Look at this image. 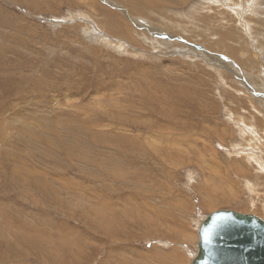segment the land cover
Returning <instances> with one entry per match:
<instances>
[{"label": "rangeland", "instance_id": "obj_1", "mask_svg": "<svg viewBox=\"0 0 264 264\" xmlns=\"http://www.w3.org/2000/svg\"><path fill=\"white\" fill-rule=\"evenodd\" d=\"M204 1L165 0L163 8L172 9L167 15L157 6L145 9V14L128 13L124 0H0V264H118L113 261L117 258L127 264H151L150 256L144 257L148 250L161 254L176 246L163 232L149 240L143 234L139 239L114 240L100 231L103 216L131 220L121 206L131 180L112 176L103 180L111 167L108 157L123 155L104 141L96 144L90 133L121 123L124 134L130 128L143 137L158 132V137L169 139L156 142L157 147L146 140L144 145L150 153L163 152L160 165L173 169L172 178L163 167L159 169L158 180L170 186L166 190L172 189L168 198L175 194L188 203V210L178 207L176 217L190 230L193 219L213 209L264 216L259 207L264 200V174L243 160V152L252 150L264 163V0L255 12H262L259 17L247 14L249 9L242 6L240 13H232L241 0H222L224 5L213 0L201 10L209 8L208 20L200 10L199 22L192 14H185L194 16L191 21L184 18L192 5ZM173 11L182 14L174 17ZM169 18L173 24L190 22L180 25L186 29L195 23L200 33L207 23L220 26L223 34L230 27L226 36L240 57L234 62L225 48L209 47L200 36L186 39L170 26H161ZM91 23L99 29L98 40ZM247 24H252L250 35L244 29ZM151 27L160 34L176 33L179 40L153 36ZM126 29L132 38L123 32ZM217 32L209 39L222 38ZM155 39L166 44L157 45ZM243 46L245 51L240 50ZM247 56L255 64L237 61ZM220 66L223 72L216 73ZM250 73L257 87L249 80ZM45 117L48 126L42 122ZM80 118L86 130L76 122ZM105 123L108 126L103 127ZM126 164L120 169L143 168L140 162ZM121 185L119 194L111 189ZM198 185H210L231 200L203 209L199 199L204 193L197 192ZM249 197L258 208L249 207L250 211ZM187 241L185 245L194 248V241ZM134 247L143 252L135 253Z\"/></svg>", "mask_w": 264, "mask_h": 264}, {"label": "bare ground", "instance_id": "obj_2", "mask_svg": "<svg viewBox=\"0 0 264 264\" xmlns=\"http://www.w3.org/2000/svg\"><path fill=\"white\" fill-rule=\"evenodd\" d=\"M40 1V0H39ZM180 1H182L183 3L184 2H186L187 0H177V2H180ZM204 1V0H203ZM208 1V0H207ZM215 1V0H214ZM220 1V3L222 4V5H224L223 3H222V0H219ZM223 1H225V2H227V3H229L230 2V0H223ZM231 1H233L234 3H236L235 2V0H231ZM244 2V3H242V2ZM240 1V3L238 4V8H237V6H236V8L233 10L231 7H230V5H229V7L232 9V13L233 12H236V13H240V11H241V9H240V6H242V9H245V10H247V9H249V12L247 11V14L249 13V15H251V14H253V15H257L258 17H259V15H261L262 14V12H259V13H255L256 11H258L259 10V8L261 9V2H260V0H247V1H243V0H241ZM263 1V0H262ZM124 2L127 4V7H128V9L129 10H127V11H129L128 13H134V14H145L146 13V10L145 9H155L154 7L155 6H157V7H160V8H158V10H160V11H162L163 13H165L166 12V14L167 15H169V14H171L170 12H169V10L170 9H167V8H163L164 7V2H165V0H124ZM209 2L210 3H213V0H209L208 2H206V1H204L203 3H198V2H196L194 5H192V7L190 8V12L188 11V12H186V13H184V14H182V12L181 13H175V11H173L174 12V17H176V16H178V15H183L184 16V18H187V19H189L190 21L192 20V17H194V21H197V22H199L198 20L200 19L199 17L202 15L201 13H203V12H206L204 15H202L203 17H205L207 20L209 19V17H208V15H210V13H208V10H209V8L207 9V10H204V11H201L202 10V8L203 7H205V6H207V5H209ZM260 2V3H259ZM205 3V4H204ZM207 3V4H206ZM215 3H219L218 1H215ZM231 3V2H230ZM39 4V3H38ZM111 4V3H110ZM137 4H141V5H137ZM203 4V5H202ZM220 4V5H221ZM226 4V3H225ZM37 5V4H36ZM237 5V4H236ZM115 6V5H114ZM119 6V5H118ZM138 6H140L139 8H138ZM233 6V5H232ZM211 7V6H210ZM206 8V7H205ZM219 8V7H218ZM225 8V7H224ZM229 8V9H230ZM204 9V8H203ZM220 9V8H219ZM217 10L216 12L217 13H219L220 12V10ZM172 10V9H171ZM170 10V11H171ZM174 10V9H173ZM178 10V9H177ZM198 10H200V12L198 11ZM180 11V10H179ZM224 11V13H225V10H223ZM150 12V11H149ZM157 12V11H156ZM245 12V11H244ZM152 13V12H151ZM155 13V12H154ZM162 13V14H163ZM84 14V13H83ZM161 14V13H160ZM173 14V13H172ZM185 14H192V15H194V16H190V17H187ZM245 14V13H244ZM154 15V14H153ZM80 16H82V15H80ZM146 16V15H145ZM157 16V15H156ZM166 16V15H165ZM9 17V16H8ZM153 17V16H152ZM173 17V16H172ZM241 17V16H240ZM112 18V17H111ZM121 18V17H120ZM155 18V17H154ZM242 18V17H241ZM133 19V18H132ZM145 19H147V18H145ZM160 19H161V17H160ZM129 20V19H128ZM158 20V19H157ZM162 20V19H161ZM175 20H177V19H175ZM201 20V19H200ZM243 20V19H242ZM87 21L89 22V19H87ZM126 21V20H125ZM132 21V20H131ZM140 21V20H139ZM167 21V20H166ZM181 21V20H180ZM179 20H178V22L177 21H174L175 23L174 24H177L176 26L177 27H175V26H173L174 24H173V18L172 19H170L169 18V23H163L162 21H161V24H163V25H161V26H170L171 27V29L173 30V31H177V32H179V33H183V34H185V37H186V39H189V38H191V37H198V36H200V38L202 39V41L204 42V43H207V45L209 46V47H212V48H217V49H223V48H225V50L228 52H226L227 53V56H229V57H232L233 59H232V61H236L235 59H238V57H240V55H238L237 53V51H238V48L236 47V45H233V44H231V42H229L228 40L230 39V37L228 36H226L227 35V33L229 32V31H231L230 30V27L228 28V29H226L225 30V32H224V34H223V30L220 28V26H219V28H216L215 26H213V25H211V24H206L204 27H205V32H202V33H200V31L199 30H196V24L194 23V25L193 26H191V27H189V28H185L184 26H180V25H188V24H191L190 22H188V24L186 23V24H183V23H179L180 22ZM241 21V20H240ZM247 21V20H246ZM91 22V21H90ZM115 22V21H114ZM141 22V21H140ZM204 22H206V21H204ZM244 22V21H243ZM147 22H145V24H146ZM238 23V22H237ZM89 24V23H88ZM128 24V23H127ZM239 24V23H238ZM92 25V27H94L93 28V30H96L97 29V27L95 28V26H94V24L93 23H91L90 24V26ZM126 25V24H125ZM138 25V24H137ZM161 26H160V28H161ZM164 26V27H165ZM179 26V27H178ZM240 26V25H239ZM243 26V25H242ZM251 26H252V24H247L246 26H244V29H245V31H247L246 33H248L249 35L251 34ZM243 29V28H242ZM243 29V30H244ZM217 30L218 31H220V34H221V36H222V38L221 37H219V38H217V39H214V40H210L209 39V37H210V34L213 32V34L214 33H216V34H219V32H217ZM97 31V30H96ZM96 31H94V33H95V36H93L94 37V39L96 40H98L99 38H100V32H99V29H98V33L96 32ZM123 31V30H122ZM149 31L151 32V34L153 35V36H162V37H164L165 38V40L166 39H168V40H174V39H177L176 41H178L179 40V37H177V36H175V35H177L176 33H175V35H172V34H160V31H158L157 30V32H156V30H155V27H151V29H149ZM211 31V32H210ZM124 33H126L127 32V36L128 37H130V38H132V36H131V34H130V31L128 30L127 31V29H126V31L124 30L123 31ZM145 33V32H144ZM143 33V34H144ZM143 34H141V35H143ZM212 34V35H213ZM247 34V35H248ZM103 35V34H102ZM106 35V34H105ZM104 35V36H105ZM202 35V36H201ZM248 35V36H249ZM226 36V37H225ZM150 36H148V38H149ZM161 37V38H162ZM189 37V38H188ZM216 37V36H215ZM146 38V37H145ZM150 38H152V37H150ZM102 39V38H101ZM147 39V38H146ZM121 40V39H120ZM168 40H166V41H168ZM124 41V40H123ZM144 41V40H143ZM176 41H175V43H176ZM148 42V41H147ZM150 42V41H149ZM154 42L155 43H157V45L158 44H160L161 42H162V40L160 41V40H154ZM126 43H128V42H126ZM153 43V42H152ZM174 43V44H175ZM150 44V43H149ZM162 44H166L165 42H162ZM170 44V43H169ZM159 47H160V45H159ZM236 47V48H235ZM240 48V47H239ZM255 49V48H254ZM240 50L242 51V50H244L245 51V46H243V47H241L240 48ZM259 51V50H258ZM137 52V51H136ZM248 53V52H247ZM253 53V52H252ZM251 53V54H252ZM250 54V53H249ZM253 55V54H252ZM96 56H97V54H96ZM262 58H264V57H262ZM263 60V59H262ZM219 61V60H218ZM238 62H240L241 64H245L244 62H246L248 65L250 64V63H252V64H255V62L252 60V59H250V58H248V56L247 57H241V58H239V60H237ZM252 61V62H251ZM233 63V62H232ZM234 64H236V63H234ZM247 64H245V65H247ZM221 65V64H220ZM222 66H225V67H227V68H230L229 67V65L228 64H223ZM252 67V66H251ZM250 67V68H251ZM221 68V66L219 67V68H217L216 67V69H214L215 70V72L216 73H221V72H223V70L222 69H220ZM246 70V69H245ZM249 70V69H248ZM249 72H251V71H249ZM247 74H248V72H247ZM218 76H220L219 74H218ZM248 76V78H249V80L251 81V83H252V85L255 87H257L258 86V84L257 83H254V82H256L255 81V76L253 75V73H250L249 75H247ZM222 80H223V78H222ZM253 90V89H252ZM251 92V91H250ZM247 94V93H246ZM258 96H260V95H258ZM250 99V98H249ZM53 100V99H52ZM259 101V100H258ZM251 105V104H250ZM76 106H77V108L79 109V105H75V108H76ZM79 106V107H78ZM76 108V109H77ZM254 108V107H253ZM85 109H87V108H85ZM84 109V110H85ZM202 109V108H201ZM83 110V109H82ZM88 110H89V108H88ZM92 110V109H91ZM95 110H93V112H94ZM91 112V111H90ZM95 114H96V112H94ZM101 113V112H100ZM46 115V114H45ZM27 116V115H26ZM186 116H188V115H186ZM31 117V116H30ZM169 117V116H168ZM157 118H158V116H157ZM176 118V117H175ZM81 120H77L76 122L79 124V127H83V129L84 130H86V128H87V126L83 123V118H80ZM167 119V118H166ZM170 119V118H169ZM169 119H168V121H169ZM235 119V118H234ZM238 119V118H237ZM153 120V119H152ZM237 121V120H236ZM240 120H238V122H239ZM243 121V120H242ZM2 122H4V121H2ZM42 122L46 125L47 124V126H48V123H49V120H47L46 119V117H45V119L43 118L42 119ZM156 122V121H155ZM234 122H235V120H234ZM5 124H6V122H4ZM9 123V122H8ZM8 123H7V125H8ZM11 123V122H10ZM110 123V122H109ZM178 123V122H177ZM4 124V125H5ZM99 124V123H98ZM97 124V125H98ZM124 123H121L119 126H113V127H111V128H107V129H100V130H98L97 129V131L98 132H96V131H92L90 134H91V138H93V137H96V140L94 139V142L96 143V144H100V142H105L106 143V145L108 146V148H112L114 151H118L119 153H121L123 156L121 157V156H116V155H114V154H112V156L113 157H111L110 158V160H109V157H108V161H110V163H111V167H110V169L109 170H106V171H104V174H103V180L105 181V179L106 178H108V176H112L113 177V179L114 180H116V179H125V178H128V179H130L131 181H130V183L131 184H129V190L127 189L126 190V196H125V199H124V201L122 202L123 204H121V206H122V208H124V209H126V211H128V213H129V217H130V221H127L126 219V221H124L123 219H120V218H113V216H115L114 214H111V216H103L101 219H100V221L101 222H103V224H99V225H102V227H103V231L102 230H100L101 232H103V234L105 235V233H109V236H110V238L111 239H122V240H125L124 239V237L126 238V239H128V238H131V237H133L134 239H139L141 236H145V239L146 240H149V237L150 236H153L154 234H161V232H163L164 234H167L169 237H170V239L172 238L174 241H176L177 243H176V246H173V247H171L170 249H168V250H164V251H161V254L160 253H158V252H156V251H149L148 250V252H147V250H146V252L147 253H145L144 254V257L145 256H150V258H151V260H147V261H150V263L151 264H190L191 263V261H192V259L194 258V256L196 255V253H197V251H198V237H197V235H198V228H199V226H200V222H202L203 221V219L205 218V217H207L211 212H213V211H215V210H217V209H213L209 214H207V215H201L200 217L198 216L197 217V219L195 218V220L193 219V221H194V224H193V227L192 228H194V230H190V228H189V225L188 224H184V223H186V222H183L182 220V222L180 221V219H181V217L180 218H178V217H176L177 215H179L178 214V210L177 209H179L178 207H180V208H182V210H188L187 208H188V203L185 201V199L183 200V199H178L177 197H176V195L174 194V195H172V196H169V198H168V195L170 194V193H172L173 191H172V189L171 190H166L165 189V186H167L169 189H170V186H168V185H166V184H163L162 185V183L158 180V174L160 173L159 172V169H160V171L162 170V167L167 171V169H168V167L166 168L164 165L163 166H161L160 164L161 163H164L163 161L161 162V163H159L160 161H159V159L161 158V155H162V153L163 152H161V150H160V152L161 153H150L151 151L149 150V146L147 147V145H144V143H145V140H146V142L149 144V145H151V146H154V147H157V146H155L156 144V142H158V141H161V143L163 142V141H168L169 142V139H164L163 137H158V135H157V133L158 132H156V131H152L151 130V132H156V133H152V134H149V136H146V137H143V135L142 134H144V133H141V132H138V133H135V132H132L131 130H130V128H127V126H125L127 129V131H128V133L127 134H124L123 132L124 131H121L120 129L122 128L123 130L125 129L124 127H122L121 125H123ZM151 123H150V120L148 121V124H147V126L148 125H150ZM238 124V123H237ZM236 124V125H237ZM240 124V123H239ZM244 125H246V124H244ZM3 126V125H2ZM49 126H50V124H49ZM106 126H108V123H105V125H103V127H106ZM111 126V125H110ZM167 126V125H166ZM178 126V125H177ZM4 127V126H3ZM3 127H2V129H3ZM157 127V126H156ZM241 127V126H240ZM247 128V127H246ZM245 128V129H246ZM11 129V128H10ZM239 129V128H238ZM4 130V129H3ZM26 130V129H25ZM170 130V129H169ZM174 130V129H173ZM184 130V129H183ZM247 130V129H246ZM50 131V130H49ZM168 131V130H167ZM238 131V130H237ZM241 131V130H240ZM137 132V131H136ZM148 132V131H147ZM171 133H172V131H171ZM242 133V132H241ZM93 134V135H92ZM248 134V133H247ZM14 135V134H13ZM170 136V135H169ZM174 137V136H173ZM243 137H244V135H243ZM253 137V136H252ZM0 138H2V136L0 137ZM90 138V137H89ZM149 138H151V139H149ZM257 138H255V140H256ZM1 140V139H0ZM107 140H109V141H107ZM143 141V142H142ZM256 141H258V140H256ZM172 142H174V141H172ZM146 144V143H145ZM245 144V143H244ZM204 147V146H203ZM259 148V147H258ZM251 149V148H250ZM67 150V149H66ZM255 150V149H254ZM109 151V150H108ZM23 152V151H22ZM70 152V151H69ZM155 152H156V150H155ZM251 152H252V150L251 151H248V153H246L245 151L243 152V154H244V159L243 160H246V162H248V163H250L251 164V162L252 163H254L256 166V170H258V173H260L261 175L262 174H264V163L262 162V161H260V157L258 158V159H256L255 157H256V155L254 156L253 154L255 153V151H254V153L253 154H251ZM21 153V152H20ZM107 153H109V152H107ZM168 153H170V151L168 152ZM23 154V153H22ZM69 154V153H68ZM231 154V153H230ZM18 155H19V153H18ZM17 155V156H18ZM108 155V154H107ZM111 155V154H110ZM120 155V154H119ZM253 155V156H252ZM166 156V155H165ZM165 156L163 157L164 159H166L165 158ZM3 157H4V154H3ZM14 157V156H13ZM16 158H18V157H16ZM19 158H20V156H19ZM18 158V159H19ZM21 159V158H20ZM162 159V158H161ZM163 159V160H164ZM172 159H173V157H172ZM171 159V160H172ZM174 159H176V158H174ZM241 159V158H240ZM21 160H23V159H21ZM120 160H122L123 161V163H121L120 164ZM167 160H169V159H167ZM178 160V159H177ZM177 160L175 161V162H177ZM137 162H140V163H142L141 165L143 166V168H140L141 169V171H138V170H135V168H134V166H131V167H129V168H127V169H125V170H121L120 168V166L123 164H131V163H133L134 165H136L137 164ZM98 163H101V162H99L98 161ZM178 163V162H177ZM237 163V162H236ZM15 164H17V162L15 163ZM127 164H126V166H127ZM13 165H14V163H13ZM21 165V164H20ZM100 165H104V164H100ZM167 166V165H166ZM217 166H219V165H217ZM2 167V166H1ZM104 168V167H103ZM170 168V167H169ZM221 168V167H220ZM123 169V168H122ZM130 169V170H129ZM133 170H135V171H133ZM169 170H173V169H169ZM167 171V175L169 176V177H171L172 178V176H174V175H172V173L170 172V171ZM15 171H16V167H15ZM127 171V172H126ZM17 172V171H16ZM158 172V173H157ZM165 172V171H164ZM173 172V171H172ZM242 172V171H241ZM15 173V172H14ZM166 173V172H165ZM174 173V172H173ZM166 175V174H165ZM25 176V175H24ZM167 176V177H168ZM101 177V176H100ZM111 177V178H112ZM25 178V177H24ZM35 178V177H34ZM102 178V177H101ZM100 178V179H101ZM105 178V179H104ZM136 179H139V182H136L135 180ZM160 179V178H159ZM12 180V179H11ZM127 180V179H126ZM168 180V179H167ZM169 181V180H168ZM172 180L170 179V182H171ZM264 181V180H263ZM117 182H118V180H117ZM172 182H174V181H172ZM168 183V182H167ZM172 184V183H171ZM37 185V184H36ZM213 186V185H212ZM124 186L123 185H121V186H119V187H111V189L113 188V190H114V192H117L118 194H119V192H121L122 190H120V189H122ZM172 187V186H171ZM218 187V186H217ZM221 187V186H220ZM75 188V187H74ZM77 189V188H76ZM110 189V190H111ZM175 189V188H174ZM196 189H197V192L200 194L201 193V190H202V192L204 193V196L202 195V193H201V196H200V199H199V201H200V207H202L203 209H212V208H214V207H216V205L218 204V203H222V202H227L229 199H230V197H229V199H226V195H224V193L222 194L221 193V195H219V193H215L216 192V187L214 188V187H212V189H216L215 190V192L214 191H212L211 190V186L210 185H207V187L205 186H196ZM222 189V188H221ZM249 189V188H248ZM251 189V188H250ZM218 190H219V187H218ZM101 191V190H100ZM220 191V190H219ZM222 192H223V190H221ZM235 191V190H234ZM125 192V191H124ZM123 192V193H124ZM218 192V191H217ZM100 194V193H99ZM142 194V195H141ZM106 195V194H105ZM224 195V196H223ZM261 195V194H260ZM147 196H149L150 198L148 199V200H143V198L144 197H147ZM190 196V195H189ZM226 196V197H225ZM81 197V196H80ZM100 197V196H99ZM180 197V196H179ZM101 198V197H100ZM99 198V199H100ZM106 198V197H105ZM104 198V199H105ZM109 198V197H108ZM141 198H142V204H139V201L141 200ZM183 198V197H182ZM107 199V198H106ZM105 199V200H106ZM147 199V198H146ZM187 199V198H186ZM235 199V198H234ZM108 200V199H107ZM231 200V199H230ZM249 200H250V202L248 201L247 203L249 204V206H248V208L249 207H256V208H258L257 207V205H255V203H253V199L251 198L250 199V197H249ZM253 200V201H252ZM263 200V199H262ZM97 201V200H96ZM99 201V200H98ZM102 201V200H101ZM110 201H112V200H109V202ZM190 201V200H189ZM105 202V201H104ZM260 203V205H259V207H261V210L263 211L264 210V200L262 201V202H259ZM103 205H104V203H103ZM108 205H110V203L108 204ZM107 205V206H108ZM220 205V204H219ZM247 205V204H246ZM106 206V205H105ZM103 207V206H102ZM108 207H112L111 205L110 206H108ZM107 208V207H106ZM106 208H104L105 209V211H106ZM114 208V207H113ZM191 208H193V207H191ZM219 208V207H218ZM239 208V207H238ZM248 208H245V209H248ZM237 209V208H236ZM245 209H244V211H245ZM250 209V211H251V208H249ZM93 210V209H92ZM108 210H109V208H108ZM181 210V211H182ZM219 210V209H218ZM239 210H241V209H239ZM242 210H243V208H242ZM253 210V209H252ZM94 211V210H93ZM99 211V210H98ZM111 211V210H110ZM200 211V210H199ZM247 211V210H246ZM249 211V210H248ZM255 212L254 213H256V209L254 210ZM184 212H186V211H184ZM204 212H205V210H204ZM240 212V211H239ZM253 212V211H252ZM260 212V211H259ZM100 213V212H99ZM103 213H104V211H103ZM102 213V214H103ZM106 214H107V212H105ZM202 213V212H201ZM241 213H244V212H241ZM248 213V212H247ZM251 213V212H250ZM101 214V215H102ZM106 214H104V215H106ZM182 214H183V212H182ZM200 214V213H199ZM255 215V214H254ZM180 216V215H179ZM183 216H184V214H183ZM188 216V215H187ZM257 216V215H256ZM263 216V215H262ZM190 218H191V216H189ZM260 218H262L263 220H264V216L263 217H261V216H259ZM184 218V217H183ZM96 219H97V217H96ZM116 219V220H115ZM185 219V218H184ZM115 222V223H117V224H114L113 222ZM186 221V220H185ZM106 222H109V223H106ZM128 222H130V223H128ZM189 222V221H188ZM111 223V224H110ZM124 224V225H123ZM123 225V226H122ZM194 225H195V227H194ZM91 226V225H90ZM112 226H115L116 228H114V227H112ZM134 226H136L135 228H137V230H139V232H137V231H135L134 230ZM191 226V225H190ZM93 227V226H92ZM96 230V229H95ZM93 231H94V229H93ZM122 235H120V234ZM75 234V233H74ZM143 234V235H142ZM101 235V234H100ZM105 236H107V235H105ZM72 238V237H71ZM133 238H132V240H133ZM187 240H192V241H194V248H190V247H187L186 245H185V243H186V241ZM196 240H197V242H196ZM113 241V240H112ZM117 241V240H116ZM120 241V240H119ZM126 241H128V240H126ZM152 241V240H151ZM172 241V240H171ZM125 242V241H124ZM167 242V241H166ZM188 242V241H187ZM92 243V242H91ZM196 243V244H195ZM146 244V243H145ZM156 244V243H155ZM154 244V245H155ZM162 244V243H161ZM160 244V245H161ZM177 244H179L180 246H177ZM187 244V243H186ZM88 245V244H87ZM97 245V244H96ZM77 247H78V245H77ZM157 247V246H156ZM117 248V247H116ZM126 248H128V247H126ZM82 249H83V247H82ZM155 249V248H154ZM121 250V249H120ZM124 250V249H123ZM122 250V251H123ZM134 250H135V253L137 252V254L139 253V252H141L140 250H138L137 248H135L134 247ZM158 250V249H157ZM79 251V250H78ZM113 251V250H112ZM123 252H125V251H123ZM134 252V251H133ZM143 252V251H142ZM118 253V252H117ZM81 254V253H80ZM133 254V253H132ZM131 254V255H132ZM143 255V254H142ZM141 256V255H140ZM79 257V256H78ZM135 257H136V255H135ZM110 258V257H109ZM143 258V257H142ZM148 258V257H147ZM149 258V259H150ZM132 259V258H131ZM145 259V258H144ZM112 260V259H111ZM116 260V261H115ZM126 260V259H125ZM113 261H115L116 263H118V264H127L128 262H125L124 261V259H119V258H117V259H113ZM142 261V260H141ZM135 262V261H134ZM138 262V261H137ZM139 263V262H138ZM149 263V262H148ZM108 264H112V262H109ZM135 264H137L136 262H135ZM144 264V263H143Z\"/></svg>", "mask_w": 264, "mask_h": 264}, {"label": "water", "instance_id": "obj_3", "mask_svg": "<svg viewBox=\"0 0 264 264\" xmlns=\"http://www.w3.org/2000/svg\"><path fill=\"white\" fill-rule=\"evenodd\" d=\"M190 264H264V220L219 209L198 228V251Z\"/></svg>", "mask_w": 264, "mask_h": 264}]
</instances>
